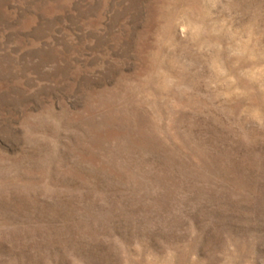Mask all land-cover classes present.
<instances>
[{"label":"rangeland","instance_id":"rangeland-1","mask_svg":"<svg viewBox=\"0 0 264 264\" xmlns=\"http://www.w3.org/2000/svg\"><path fill=\"white\" fill-rule=\"evenodd\" d=\"M0 264H264V0H0Z\"/></svg>","mask_w":264,"mask_h":264}]
</instances>
